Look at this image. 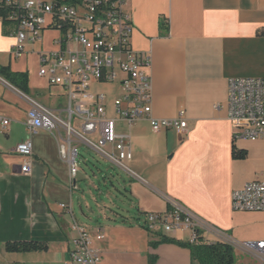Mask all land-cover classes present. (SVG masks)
<instances>
[{
  "label": "crops",
  "instance_id": "0c3cea01",
  "mask_svg": "<svg viewBox=\"0 0 264 264\" xmlns=\"http://www.w3.org/2000/svg\"><path fill=\"white\" fill-rule=\"evenodd\" d=\"M127 9L135 24L132 46L152 56V115L171 119L183 111L189 124L184 132L175 128L154 132L146 117L129 125L118 117L114 104L121 95V77L91 84L93 94L105 95L107 115L117 119V133L132 152L134 175L125 184L127 193L140 214L166 212L174 203L188 209L223 236L202 232L207 242L221 240L233 245L250 241L237 239L241 228L250 227H242L239 220L249 215L264 217V211L235 210L232 194L247 182L264 180V139L234 138L227 94L230 78L264 77V0H129ZM11 30L0 20V65L28 71L30 91L22 92L0 75V115L11 119L7 129L0 126V264H72L73 241L79 234L76 225L91 240L94 235L97 240L106 239L108 233L92 231L76 218L74 199L80 186L77 176L72 181L69 162L61 152V146H68L49 131L29 133L30 98L62 110L68 105L67 94L63 86L50 85L39 75L35 53L21 57L13 53L17 40ZM27 48L39 50L40 43ZM30 55L36 58V72L43 82L36 89L30 71L13 66L14 62H28ZM29 138L33 156L29 172H22L25 158L15 148ZM233 145L245 150L246 156L235 158ZM93 200L102 204L96 197ZM125 220L130 225L110 226V243L119 229L144 236L147 264L150 255H157L155 264H199L186 247L150 245L161 235L191 241L189 230L151 233L144 222ZM257 228L256 237L264 239V224ZM99 233L103 239L98 238ZM8 242H39L47 249L9 252ZM92 247L101 254V248ZM239 253L258 259L241 246ZM102 262L112 264L103 256Z\"/></svg>",
  "mask_w": 264,
  "mask_h": 264
},
{
  "label": "built area",
  "instance_id": "2783aa9c",
  "mask_svg": "<svg viewBox=\"0 0 264 264\" xmlns=\"http://www.w3.org/2000/svg\"><path fill=\"white\" fill-rule=\"evenodd\" d=\"M129 0H0V20L12 27L16 37L13 53L38 56L39 75L50 85L66 89V109L53 110L31 99L27 125L31 135L42 130L56 135L61 152L70 165L73 182L78 173L79 145L86 144L107 157L115 166L134 175L132 152L117 133V119L107 115L104 94H93V82H111L121 77V95L114 104L119 118L129 125L146 117L154 132L175 128L184 132L188 119L182 111L176 118L152 115V66L150 52L132 46L134 19L127 9ZM55 32L48 35L47 32ZM40 43L39 50L28 46ZM228 118L234 138L264 139V77H237L228 80ZM11 119L0 115V126L7 129ZM107 146L110 148L107 149ZM15 151L25 158L22 172H29L33 144L29 138ZM233 208L264 211V180L247 182L232 194ZM144 226L151 233L187 229L196 242L199 232H217L205 220L174 203L166 212L145 213ZM72 264H103L92 247L89 233L76 225ZM103 239L102 233L98 234ZM239 245L264 264V239Z\"/></svg>",
  "mask_w": 264,
  "mask_h": 264
},
{
  "label": "rangeland",
  "instance_id": "374dc122",
  "mask_svg": "<svg viewBox=\"0 0 264 264\" xmlns=\"http://www.w3.org/2000/svg\"><path fill=\"white\" fill-rule=\"evenodd\" d=\"M47 33V38L51 33L55 34L52 31ZM13 66L24 67L30 71L31 84L35 89L43 84L37 75L38 64L33 55H30L28 62L23 60L14 62ZM0 80L3 79L0 77ZM35 97L40 101V96ZM108 148L110 147L107 146ZM79 153L77 179L80 190L75 192L74 199V212L77 220L80 224L90 227L92 231L102 229L108 233L106 239L100 241L95 239L94 235L92 240L95 248H101V254L108 262L112 264H147V259L144 256L147 247L144 236H132L131 233L126 234V232L117 229L113 244L108 241L111 237L110 226L125 227V224H129L125 218L133 220V224L145 221V215L138 213L135 200L125 189V184H128L133 176L115 166L107 157L86 144L80 146ZM95 197L102 203L101 205L93 200ZM241 218L240 225L243 227V225L250 224V227H240L241 235L237 239L239 241L258 240L255 235L259 231L257 226L264 224V217L249 215ZM181 235L187 237V234L181 233ZM233 245L236 249L235 257L238 264H241L240 260H243V264H262L250 255L240 254L238 243Z\"/></svg>",
  "mask_w": 264,
  "mask_h": 264
},
{
  "label": "trees",
  "instance_id": "16d2710c",
  "mask_svg": "<svg viewBox=\"0 0 264 264\" xmlns=\"http://www.w3.org/2000/svg\"><path fill=\"white\" fill-rule=\"evenodd\" d=\"M0 75L22 92L29 94L28 71L16 72L12 70L11 66L0 65ZM232 152L235 158L240 159L246 156V151L238 149L236 145H233ZM161 243H174L190 249L192 259L198 261L199 264H236L235 251L232 244L221 240L207 242L200 232L196 242L182 241L161 235L158 240L151 241L150 245L156 248ZM6 249L9 252H30L46 250L47 246L39 242H8ZM156 260L157 255L149 256V264H155Z\"/></svg>",
  "mask_w": 264,
  "mask_h": 264
}]
</instances>
